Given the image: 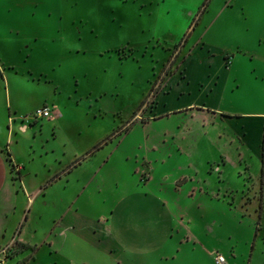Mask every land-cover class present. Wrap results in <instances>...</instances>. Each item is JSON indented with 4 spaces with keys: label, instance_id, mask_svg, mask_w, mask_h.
I'll return each instance as SVG.
<instances>
[{
    "label": "rangeland",
    "instance_id": "obj_1",
    "mask_svg": "<svg viewBox=\"0 0 264 264\" xmlns=\"http://www.w3.org/2000/svg\"><path fill=\"white\" fill-rule=\"evenodd\" d=\"M0 17L6 264H139L108 218L152 179L191 243L173 264H264V0H0Z\"/></svg>",
    "mask_w": 264,
    "mask_h": 264
},
{
    "label": "crops",
    "instance_id": "obj_2",
    "mask_svg": "<svg viewBox=\"0 0 264 264\" xmlns=\"http://www.w3.org/2000/svg\"><path fill=\"white\" fill-rule=\"evenodd\" d=\"M152 181L153 179L145 183L144 190L132 189L130 193H122L115 201L112 206L114 211L108 218L110 243L115 247L116 253L129 258L134 257L139 260V264H173L187 251V247H191V243H179L180 241L175 238L174 208L169 197L167 198L162 192V186L159 185L156 189L154 185L151 186ZM19 194L12 183L10 165L0 145V239L2 240L6 238L7 222L11 221L10 214H16L18 211ZM37 199H33V205ZM152 208L154 211L151 210ZM23 215L24 222L29 220V214L23 213ZM17 224L16 221L14 231ZM53 232L54 237L67 236L66 239L72 240L73 234L66 229L61 235L56 233L55 229ZM49 240H52L49 244L59 253L60 249H56L54 239L50 237ZM64 256L69 264H72V258L66 254Z\"/></svg>",
    "mask_w": 264,
    "mask_h": 264
},
{
    "label": "built area",
    "instance_id": "obj_3",
    "mask_svg": "<svg viewBox=\"0 0 264 264\" xmlns=\"http://www.w3.org/2000/svg\"><path fill=\"white\" fill-rule=\"evenodd\" d=\"M35 118L38 117H50L51 116V110L49 107H43L35 111L33 114ZM10 253V246H2L0 247V264H6L7 259L9 258ZM215 260L217 264H229L226 256L219 251H215Z\"/></svg>",
    "mask_w": 264,
    "mask_h": 264
},
{
    "label": "trees",
    "instance_id": "obj_4",
    "mask_svg": "<svg viewBox=\"0 0 264 264\" xmlns=\"http://www.w3.org/2000/svg\"><path fill=\"white\" fill-rule=\"evenodd\" d=\"M43 107H47V106H41V107H39V108H37L36 110H38V109H40V108H43ZM35 110V111H36ZM35 113V112H34ZM107 138V137H106ZM105 138V139H106ZM99 145L101 144V142H99L98 143ZM115 203V202H114ZM113 206V205H112ZM113 211H114V208H112L111 207V209H110V213L112 212L113 213ZM110 213H109V216H110ZM260 217V216H259ZM259 217H258V219H257V221H256V227H255V236H257V235H261V233L259 232ZM175 228V227H174ZM262 236V235H261ZM262 239H264V236H262ZM254 245H255V242H253V245H252V249H253V247H254ZM225 255V254H224ZM9 257H10V255H9ZM215 257V256H214ZM214 261H215V258H214ZM71 262H72V259H71ZM75 262L73 261L72 262V264H74ZM215 263H216V261H215Z\"/></svg>",
    "mask_w": 264,
    "mask_h": 264
},
{
    "label": "snow or ice",
    "instance_id": "obj_5",
    "mask_svg": "<svg viewBox=\"0 0 264 264\" xmlns=\"http://www.w3.org/2000/svg\"><path fill=\"white\" fill-rule=\"evenodd\" d=\"M3 27V21H2V17H0V30H2Z\"/></svg>",
    "mask_w": 264,
    "mask_h": 264
}]
</instances>
